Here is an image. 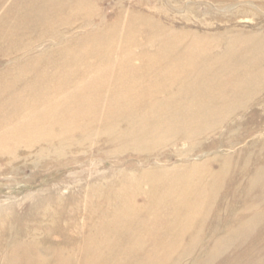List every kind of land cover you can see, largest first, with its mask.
<instances>
[{"label":"rangeland","instance_id":"374dc122","mask_svg":"<svg viewBox=\"0 0 264 264\" xmlns=\"http://www.w3.org/2000/svg\"><path fill=\"white\" fill-rule=\"evenodd\" d=\"M63 1L56 12L42 0H0V264H87L92 253L106 255L107 264H264V78L255 79L258 91L207 102L204 115L193 113L199 107L148 109L170 89L136 110H108L124 90L105 85L106 97L88 110L71 108L54 128L35 123L41 113L60 114L38 88L26 86L35 75L62 74L59 65L80 67L71 73L81 74L83 64L98 59L94 54L113 63L98 65L97 74L84 70L89 79L111 82L118 62L133 72L161 69L169 60L144 66L137 56L167 51L170 42L207 52L199 66L216 67L220 56L231 62L235 42L264 44V0ZM101 43L111 44L107 52ZM71 55L86 60L73 63ZM62 89V99L72 98L75 87ZM95 108L107 115L99 111L90 120ZM136 234L145 239L133 252L128 239Z\"/></svg>","mask_w":264,"mask_h":264},{"label":"bare ground","instance_id":"6f19581e","mask_svg":"<svg viewBox=\"0 0 264 264\" xmlns=\"http://www.w3.org/2000/svg\"><path fill=\"white\" fill-rule=\"evenodd\" d=\"M35 1V0H34ZM45 4L46 7H52L55 5V9L56 12H59V9L61 7L65 6V2L63 0H42ZM32 2V1H31ZM74 6V5H73ZM26 7V6H25ZM66 8V7H65ZM70 8V7H69ZM31 10V9H30ZM26 18V17H25ZM29 18V17H28ZM108 41H111L110 39ZM172 43V44H170ZM169 44L171 45L169 50H165V51H161L159 53H155L154 55H150L147 51L142 53L140 52L137 56L138 65H142V64H146L144 66L149 65L150 63H154V62H158L159 60H169L167 62H160V66L163 65V67L161 69H157L154 67V69L151 68V70L149 71H142V72H133L128 65V62H118L117 64L119 66H121V68L117 69V71H113L111 72L112 74V80L111 82H107V80H105L104 76L100 77V76H96L97 78L95 79H89L88 77H85L84 75V70H88L94 72L95 74H97L96 72L99 70L98 65L100 64H104L103 67L105 68L108 64V66H111V63H113V60H110L109 57L103 55L100 56V54H94L95 57H97L98 59H94L95 62L93 63H89L87 62L86 64H83V72L81 74L76 75V73H71L73 68L77 69L80 67H73L72 66H62L59 65L62 69H60L61 72H65L64 74H59L57 76H51V78L49 77H40L39 75H35V77L33 78L32 82H30L29 84H27L26 86H28L29 88H38L36 89L37 93H40L41 100L42 102H44V99L47 103L52 104L53 108L49 109L50 111L53 112V114H60L59 117H54V118H46L47 114L45 113H41L38 116H36V124H40L43 123L44 121L47 122L50 126L56 127L59 126L61 124L65 123V119H67L66 117L68 116H64L66 113V111H70L71 108H75L74 110H85L92 106H94L95 104V100L96 98H101L104 97V88L105 85H107V87H117L120 89H123L124 92L123 94H120L121 96H119L117 98V100L114 102V100L112 99V101L108 104L106 103V108L108 110L111 109V107H113V109L115 111H117L118 113L120 112H126L130 109L132 110H136L137 107L140 106H147L149 105L151 102H147L144 99L147 98H152L153 95L155 94H161V92H165L167 90H174L172 94H167L166 97H164L165 99L162 100V102H157L156 103H160L159 105L157 104H152L151 107H149L148 109H151L152 112L158 113V112H163L166 111L165 109H169V107H175V108H180L178 110L183 109L184 111H187L190 107L193 108H198V109H194L193 113L196 111H200L206 114L207 110L202 109V107H205V104L207 105V102L209 103V105H211L210 103H218V102H222V101H228V100H232L234 97L239 96V95H243L246 94L248 92H253V90H255L256 88L259 87V84H257V81L261 79L262 80L264 78V44H253V45H245V46H236V42L235 44L232 46H229L228 48V55L230 56V61L225 62V58H227L225 56V58H223L222 56H220V58H216V63L217 66L213 67V68H209L207 67V65L205 66H199L198 62L199 61H204L205 58H207V52H201L198 51L197 53H195V51H191L190 49H192V45L190 46H186V45H182L183 43L181 42H170ZM101 48L102 50L104 49V52H107V50H109V47L111 46V44H104L101 43ZM163 46V45H162ZM216 46V45H215ZM166 47V46H165ZM197 47V46H196ZM195 47V49H196ZM200 47V46H199ZM209 47V46H208ZM206 47V48H208ZM212 47V46H211ZM227 47V46H226ZM215 48V47H214ZM212 48V49H214ZM211 49V50H212ZM164 50V48H163ZM204 50V48L202 49ZM208 50V49H207ZM210 50V48H209ZM208 50V52L210 53V51ZM227 51V50H226ZM225 51V52H226ZM103 52V53H104ZM102 53V54H103ZM227 53V52H226ZM150 55V56H146V55ZM153 54V53H152ZM211 54V53H210ZM226 55V54H225ZM214 56V54H213ZM75 55H71L70 56V60H73L71 62L75 63L78 59H81V61L86 60L83 59L81 56L75 58ZM250 57L253 59H250ZM248 59H250V62H247ZM206 61V60H205ZM211 63V60L209 61ZM218 62V63H217ZM97 63V64H95ZM80 65L79 62L76 63V65ZM136 64V65H137ZM213 66V63H211ZM106 65V66H105ZM210 65V64H209ZM208 65V66H209ZM74 66V65H73ZM107 66V68H108ZM128 66V67H127ZM133 66V65H131ZM211 66V65H210ZM137 67V66H136ZM135 69V68H134ZM138 69V68H137ZM136 69V70H137ZM147 70V69H146ZM181 70V71H180ZM104 73L106 74L107 72L104 71ZM197 73V75H195ZM201 73V76L199 77V74ZM103 75V73H100ZM242 75V76H241ZM107 76V75H106ZM222 76V77H221ZM93 77V76H92ZM160 77V78H158ZM203 77V78H201ZM76 78H78V82L76 80ZM258 78V79H257ZM111 79V78H110ZM158 79H160V82L157 81ZM213 79L219 80L216 82H213ZM235 79V80H234ZM255 79H257V81H255ZM28 80V79H25ZM242 80V81H241ZM18 82V81H17ZM79 82H82L81 85H79ZM264 82V81H263ZM259 83V82H258ZM12 84V82H11ZM22 84V82H21ZM25 86V87H26ZM67 86H72L73 89L75 87V91L69 96L72 98L67 99V96L65 98L62 99L63 96V89L62 88H66ZM13 87V86H12ZM11 88V87H10ZM15 88V87H14ZM6 89V88H5ZM7 89H9L7 87ZM6 91V90H5ZM4 91V92H5ZM258 91V90H255ZM8 92V91H7ZM14 92V91H13ZM72 92V91H71ZM109 92V91H108ZM193 93V95L195 96V99L189 100L188 97H190V95H188L189 93ZM196 92H199L200 97L196 94ZM16 93V92H15ZM22 93V92H21ZM113 93V90H112ZM19 94V93H18ZM24 94V93H23ZM30 94V93H29ZM57 94H61V98L60 99H54V97ZM65 94V93H64ZM107 94V93H106ZM254 94V93H253ZM12 95V94H11ZM83 96L82 100H79L78 98H80L79 96ZM113 95H115L113 93ZM188 95V96H187ZM251 95V94H250ZM21 96V95H20ZM32 96V95H31ZM116 96V95H115ZM140 96V97H139ZM164 95H162L163 97ZM198 96V97H197ZM18 97V96H17ZM106 97V96H105ZM161 97V96H160ZM246 97V96H245ZM251 97V96H250ZM249 97V98H250ZM15 98V97H14ZM19 98V97H18ZM32 98V97H31ZM34 98V97H33ZM203 98V100H202ZM237 98V97H236ZM247 98V97H246ZM248 98V99H249ZM12 100V99H11ZM16 100V99H15ZM19 100V99H18ZM69 100V101H68ZM244 100V99H243ZM161 101V99L159 100ZM247 101V99L245 100ZM109 102V101H108ZM18 103V102H17ZM244 103V102H242ZM2 104V103H1ZM193 104V105H192ZM235 104V103H234ZM6 105V104H5ZM104 105V103H103ZM8 106H11L8 105ZM4 107V106H3ZM158 107V108H157ZM217 107V106H215ZM215 107L213 106L212 108L215 109ZM232 107V105H231ZM190 108V109H191ZM226 108V107H225ZM7 109V108H6ZM97 111L95 113H92L90 120L94 121L96 119H98V115H99V111H101V114L104 111L107 112L104 109L101 108H95ZM100 109V110H99ZM208 109V108H207ZM211 110V108H209ZM54 110V111H53ZM114 110H112L113 112H115ZM140 110V109H139ZM174 110V109H173ZM218 110V109H217ZM220 110V109H219ZM14 111V110H13ZM49 111V112H50ZM175 111V110H174ZM233 111V108H232ZM15 112V111H14ZM13 112V114H14ZM51 112V113H52ZM98 112V114H97ZM111 112V111H110ZM134 112V111H133ZM140 112V111H139ZM146 112V111H145ZM182 112V110H181ZM212 113V111H210ZM209 112V113H210ZM223 112V111H222ZM227 112V111H226ZM112 113V112H111ZM168 113V112H167ZM173 113V112H172ZM199 113V112H198ZM210 113V114H211ZM45 114V115H44ZM63 114V115H61ZM114 114V113H113ZM117 114V113H116ZM174 114V113H173ZM196 114V113H195ZM208 114V112H207ZM209 114V115H210ZM215 114V113H214ZM9 115V114H8ZM19 115V114H18ZM66 115H69L68 113ZM107 115V113L105 114ZM111 115V114H110ZM118 115V114H117ZM136 115V114H135ZM144 115V114H143ZM167 115V114H166ZM171 116H173L170 113ZM194 115V114H192ZM208 115V116H209ZM5 116V115H4ZM11 117V115H9ZM7 116V117H9ZM16 116V115H15ZM77 116V115H76ZM102 116V115H101ZM112 116V115H111ZM132 116V115H131ZM165 116V115H164ZM170 116V117H171ZM195 116V115H194ZM198 116V115H196ZM200 116V115H199ZM205 116V117H208ZM215 116V115H213ZM217 116V115H216ZM220 116V115H219ZM230 116V115H229ZM105 117V116H104ZM107 117V116H106ZM105 117V118H106ZM126 117V116H125ZM139 117V115H138ZM168 116L165 117V119ZM175 117V116H174ZM193 117V116H192ZM13 118V116H12ZM71 118V117H70ZM104 118V119H105ZM110 118V116H109ZM112 118V117H111ZM110 118V119H111ZM120 118V117H119ZM142 119H146V113L145 116H141ZM163 118V116H162ZM161 118V119H162ZM173 118V117H172ZM194 118V117H193ZM214 118V117H212ZM210 117V119H212ZM6 120H8L5 117ZM33 119V118H32ZM82 119V116L80 117V120ZM108 118H106L104 121L106 122ZM123 119V118H122ZM171 119V118H169ZM209 119V118H208ZM159 120V119H158ZM168 120V119H166ZM172 120V119H171ZM27 121V120H26ZM70 121V120H69ZM99 121V120H98ZM116 121V120H115ZM120 121V119L118 120V122ZM124 121V120H123ZM170 122V120H168ZM207 121V120H206ZM71 122V121H70ZM75 122V120H74ZM110 122V121H109ZM117 122V121H116ZM122 122V121H121ZM135 122V121H134ZM167 122V121H166ZM175 122V121H174ZM217 122V121H216ZM145 123V122H144ZM147 123V122H146ZM172 123V122H170ZM167 123L166 125L170 124ZM213 123V121H212ZM228 123V122H227ZM115 124V122H114ZM177 124H179L177 122ZM215 124V122L213 123ZM219 124V123H217ZM223 124V123H222ZM90 125V124H89ZM136 125V124H135ZM182 125V124H181ZM113 126V124H112ZM146 126V125H145ZM150 126V125H149ZM174 126V124L172 125ZM186 126V125H185ZM217 125H214V127ZM154 127V126H153ZM184 127V126H183ZM113 128V127H112ZM148 128V127H146ZM172 128V127H171ZM117 129V127H116ZM159 129V128H158ZM163 129V128H162ZM177 129V128H176ZM22 130V129H21ZM112 130V129H111ZM165 130V129H163ZM216 130V129H215ZM29 131V130H28ZM34 131V130H33ZM145 131V130H143ZM24 132H26L24 130ZM71 132V131H70ZM134 133H136L133 130ZM139 132H141L139 130ZM35 133V132H34ZM64 133V132H63ZM131 133V132H130ZM133 133V134H134ZM142 133V132H141ZM19 134V133H18ZM98 134V133H97ZM109 134V133H108ZM138 134V133H136ZM135 134V136H136ZM150 134V132H149ZM40 135V134H39ZM67 135V134H66ZM102 135V134H101ZM140 135V134H139ZM18 136V135H16ZM143 136V135H140ZM151 136V134L149 135ZM148 136V137H149ZM190 136V135H189ZM188 136V137H189ZM21 137V136H20ZM147 137V136H146ZM6 138V137H5ZM12 139L11 137H8V139ZM17 138V137H16ZM22 138V137H21ZM139 138V137H138ZM145 138V137H144ZM3 140V139H2ZM18 140V139H16ZM14 140V141H16ZM69 140V139H68ZM114 140V138H113ZM141 140V139H140ZM144 140V139H143ZM10 141V140H9ZM127 141V140H126ZM2 142V141H1ZM162 142V141H161ZM186 142V141H185ZM3 143V142H2ZM5 143V140H4ZM16 143V142H14ZM146 143V142H145ZM6 144V143H5ZM123 144V143H122ZM7 145V144H6ZM3 148V145H2ZM7 149V148H6ZM10 153V152H9ZM247 161V160H246ZM263 163V161H262ZM248 165V164H247ZM250 166V165H249ZM242 167V166H241ZM257 167V166H256ZM263 168V166H261ZM260 167V168H261ZM252 168V167H251ZM255 168V167H254ZM249 169V168H248ZM253 169V168H252ZM260 170V169H259ZM262 170V169H261ZM264 170V168H263ZM253 171V170H252ZM258 171V170H257ZM264 172H262L263 174ZM255 177V175H253ZM258 177V176H256ZM255 177V178H256ZM263 177V175H262ZM261 177V179H262ZM242 178V177H241ZM244 178V177H243ZM253 178V177H252ZM260 178V176H259ZM249 179V178H248ZM260 179V180H261ZM257 181V180H252V182ZM259 182V180H258ZM262 183V182H261ZM260 183V184H261ZM179 185V184H178ZM248 185V184H247ZM263 185V184H262ZM240 186V185H239ZM255 186V184H254ZM264 186V185H263ZM247 189V188H246ZM249 190V189H247ZM223 191V190H222ZM249 192V191H248ZM235 196V195H233ZM232 196V197H233ZM217 197V196H216ZM229 199V198H228ZM218 200V199H217ZM227 201V198L225 199ZM236 200V199H235ZM220 202V201H219ZM230 202V201H229ZM235 202V201H234ZM159 203V202H158ZM188 203V202H187ZM227 204V203H225ZM233 204V203H232ZM226 206V205H225ZM195 207V206H194ZM230 207V205H229ZM239 209V208H238ZM247 209V208H246ZM245 209V210H246ZM259 209V208H258ZM236 210V209H235ZM139 213V212H138ZM173 213V212H172ZM171 213V214H172ZM197 213V212H196ZM207 214V212H205ZM229 213V212H228ZM252 213V212H251ZM250 213V214H251ZM257 213V212H256ZM205 214V215H206ZM249 214V215H250ZM201 215V214H200ZM228 215V214H227ZM239 215V214H238ZM256 215V214H255ZM254 215V216H255ZM193 216V215H192ZM251 216V215H250ZM258 216V213H257ZM223 218V217H222ZM234 218V217H233ZM225 219V218H224ZM246 219V218H244ZM204 221V220H203ZM227 221V220H226ZM240 221V220H239ZM245 221V220H244ZM193 222V221H192ZM225 222V221H224ZM238 222V221H237ZM245 224V223H244ZM254 225V224H253ZM260 225V224H259ZM189 226V225H188ZM195 226V225H194ZM255 226V225H254ZM263 226V225H262ZM192 227V226H191ZM201 227V226H200ZM235 227V226H234ZM248 227V226H247ZM261 227V226H260ZM139 228H143V226L139 227ZM200 229V228H198ZM249 229V228H248ZM245 228V230H248ZM254 228L251 229L252 230ZM187 230V229H186ZM240 230V228H239ZM244 230V231H245ZM140 231V230H139ZM196 231H200L201 230H196ZM195 231V232H196ZM114 232V231H112ZM247 232V231H246ZM261 232V230H260ZM185 233V232H183ZM244 233V232H243ZM16 234V232H15ZM175 235V234H174ZM145 236V235H144ZM152 236V235H151ZM196 236V234H195ZM198 236V235H197ZM196 236V237H197ZM257 237V236H256ZM263 237V236H262ZM145 237L139 236V234H136L134 237H131L130 240L131 243V247L132 249L130 251L136 252V249L141 250L140 246L143 245V243H139L140 240ZM181 238V237H180ZM179 238V241H181V239ZM212 238V237H210ZM261 238V237H260ZM133 239V241L131 240ZM191 239V238H189ZM195 239V237H194ZM262 239V238H261ZM8 240V239H7ZM196 240V239H195ZM198 240V239H197ZM201 240V238H200ZM190 241V240H189ZM263 241V240H262ZM196 242V241H195ZM257 242V241H256ZM192 243V242H191ZM194 244V243H192ZM138 245V247H137ZM187 245V244H186ZM195 245V244H194ZM167 246V245H166ZM185 246V245H184ZM78 247H81L80 245ZM188 247V245H187ZM186 247V248H187ZM227 247V246H226ZM225 247V248H226ZM163 248V247H162ZM179 248V247H178ZM191 248V246L188 247V249ZM194 246H192L191 251L193 250ZM253 249V248H251ZM18 251V250H17ZM79 251V250H78ZM83 251V250H82ZM104 251V250H102ZM189 251V253L191 252ZM161 252V251H160ZM159 252V253H160ZM181 252V251H180ZM186 252V251H185ZM88 253V252H87ZM102 253V252H101ZM128 253V252H127ZM158 253V254H159ZM178 253V252H177ZM51 254V253H50ZM174 254H176L174 252ZM179 254V253H178ZM181 254V253H180ZM19 255V254H18ZM150 255V254H149ZM173 255V254H172ZM184 255H187L186 253H184ZM152 256V254H151ZM244 256V255H243ZM242 256V257H243ZM34 257V256H33ZM41 257V256H40ZM153 257V256H152ZM149 257V258H152ZM156 257V256H155ZM241 257V259H242ZM17 258V256H16ZM179 258H181L179 256ZM20 259V256H19ZM22 259V258H21ZM168 259V258H167ZM240 259V260H241ZM18 260V259H16ZM149 260V259H148ZM253 260V259H252ZM251 260V261H252ZM87 264H107V256H99L98 253H92V255L89 257H87L86 259ZM150 262V261H149ZM260 262V261H258ZM257 262V264H258ZM148 263V262H147ZM155 263V262H154ZM111 264V263H110ZM166 264V263H164ZM176 264V263H175ZM246 264V263H245ZM260 264V263H259Z\"/></svg>","mask_w":264,"mask_h":264}]
</instances>
